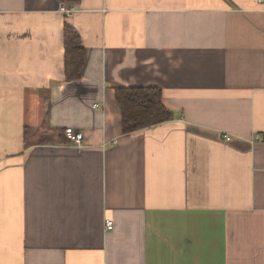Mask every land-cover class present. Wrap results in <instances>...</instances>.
<instances>
[{
    "label": "crops",
    "instance_id": "obj_1",
    "mask_svg": "<svg viewBox=\"0 0 264 264\" xmlns=\"http://www.w3.org/2000/svg\"><path fill=\"white\" fill-rule=\"evenodd\" d=\"M0 264H264V1L0 0Z\"/></svg>",
    "mask_w": 264,
    "mask_h": 264
},
{
    "label": "trees",
    "instance_id": "obj_2",
    "mask_svg": "<svg viewBox=\"0 0 264 264\" xmlns=\"http://www.w3.org/2000/svg\"><path fill=\"white\" fill-rule=\"evenodd\" d=\"M80 0H65L68 6ZM66 74L77 79L83 72L85 49L76 29L65 26ZM161 88L155 86L119 87L116 99L121 107V124L124 133L150 127L173 119V112L164 105Z\"/></svg>",
    "mask_w": 264,
    "mask_h": 264
},
{
    "label": "built area",
    "instance_id": "obj_3",
    "mask_svg": "<svg viewBox=\"0 0 264 264\" xmlns=\"http://www.w3.org/2000/svg\"><path fill=\"white\" fill-rule=\"evenodd\" d=\"M255 1H264V0H255ZM63 11H65L67 14L70 13V11L64 7L61 8ZM65 135L69 142L77 147H82L84 145V135L81 131L75 130L73 127H67L65 129ZM258 139H261L260 137ZM106 227L108 230L113 229L114 222L111 219H107L106 221Z\"/></svg>",
    "mask_w": 264,
    "mask_h": 264
}]
</instances>
